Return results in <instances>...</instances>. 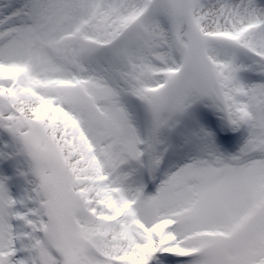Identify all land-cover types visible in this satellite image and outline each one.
Segmentation results:
<instances>
[{
	"label": "snow or ice",
	"instance_id": "6c2138e0",
	"mask_svg": "<svg viewBox=\"0 0 264 264\" xmlns=\"http://www.w3.org/2000/svg\"><path fill=\"white\" fill-rule=\"evenodd\" d=\"M0 264H264V0H0Z\"/></svg>",
	"mask_w": 264,
	"mask_h": 264
}]
</instances>
